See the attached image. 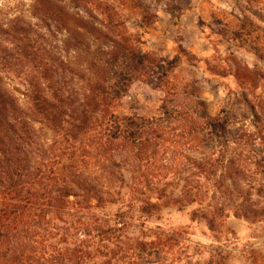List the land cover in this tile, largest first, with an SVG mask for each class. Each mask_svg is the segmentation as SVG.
Here are the masks:
<instances>
[{
  "label": "trees",
  "instance_id": "16d2710c",
  "mask_svg": "<svg viewBox=\"0 0 264 264\" xmlns=\"http://www.w3.org/2000/svg\"><path fill=\"white\" fill-rule=\"evenodd\" d=\"M20 1L0 8V264H224L193 261L183 236L148 222L188 207L211 231L264 220V71L205 61L246 104L211 114L209 79L128 34L119 6L135 4L138 29L158 20L144 0ZM134 83L163 95L160 116L119 111Z\"/></svg>",
  "mask_w": 264,
  "mask_h": 264
},
{
  "label": "rangeland",
  "instance_id": "374dc122",
  "mask_svg": "<svg viewBox=\"0 0 264 264\" xmlns=\"http://www.w3.org/2000/svg\"><path fill=\"white\" fill-rule=\"evenodd\" d=\"M118 2L114 0L116 6ZM143 3L149 8V14L157 15L158 20L140 29L137 28L139 10L134 9L135 4L118 7L129 17L126 21L128 34L141 37H137L141 50L166 63L178 59L177 66L186 77L191 75L190 78L199 81L209 79V85L201 83L200 96L211 114L222 108L230 114L246 108L242 91L232 76L207 73L205 61L220 69L232 68L228 57L231 53L249 68L254 65L264 71V62L258 57L264 58V0H144ZM27 4V1L0 0V8L6 5L20 10ZM67 10H75L69 1ZM93 16L95 21L102 20L95 13ZM190 55L193 57L187 66L185 61ZM220 58L228 61L223 63ZM4 82L21 97L22 85L14 80ZM259 86L264 91V82ZM162 96L141 83H134L123 97L119 111L130 117L160 116ZM148 226L183 236L189 249L187 254L193 261L223 257L224 264H264V220L230 216L211 231L204 220L196 217L192 207L165 208L152 216Z\"/></svg>",
  "mask_w": 264,
  "mask_h": 264
}]
</instances>
